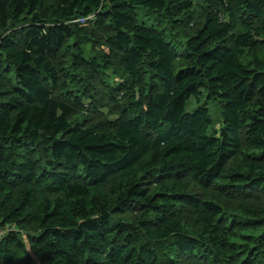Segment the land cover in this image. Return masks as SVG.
<instances>
[{
    "label": "trees",
    "instance_id": "16d2710c",
    "mask_svg": "<svg viewBox=\"0 0 264 264\" xmlns=\"http://www.w3.org/2000/svg\"><path fill=\"white\" fill-rule=\"evenodd\" d=\"M0 226V264H264V0H0Z\"/></svg>",
    "mask_w": 264,
    "mask_h": 264
},
{
    "label": "rangeland",
    "instance_id": "374dc122",
    "mask_svg": "<svg viewBox=\"0 0 264 264\" xmlns=\"http://www.w3.org/2000/svg\"><path fill=\"white\" fill-rule=\"evenodd\" d=\"M145 9H137V17H138V20L139 22H144L146 23L147 25H151V24H154L153 23V18H151L150 16H148L146 13H145ZM110 75V74H109ZM108 83L110 84H114V81H116V77L115 76H112L110 75V77L107 78L106 80ZM197 102L195 100H190V104L189 106L187 107V111H192L194 109L195 106H197ZM202 104H205V103H202ZM207 107L211 108L212 112H213V126L215 127H218V122H219V119L216 115V111L217 109L213 106V105H207ZM104 113H106L105 110H103Z\"/></svg>",
    "mask_w": 264,
    "mask_h": 264
},
{
    "label": "built area",
    "instance_id": "2783aa9c",
    "mask_svg": "<svg viewBox=\"0 0 264 264\" xmlns=\"http://www.w3.org/2000/svg\"><path fill=\"white\" fill-rule=\"evenodd\" d=\"M7 233V229L0 226V239H2Z\"/></svg>",
    "mask_w": 264,
    "mask_h": 264
}]
</instances>
